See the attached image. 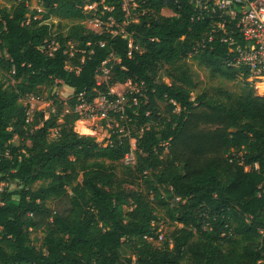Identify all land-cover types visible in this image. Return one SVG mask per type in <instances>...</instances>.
<instances>
[{
    "label": "trees",
    "instance_id": "1",
    "mask_svg": "<svg viewBox=\"0 0 264 264\" xmlns=\"http://www.w3.org/2000/svg\"><path fill=\"white\" fill-rule=\"evenodd\" d=\"M2 1L0 264H258L264 94L244 82L236 99L228 93L192 99L185 63L192 56L211 76L244 79L246 70L228 64L233 45L214 32L194 50L208 20L184 1L134 0L137 15L128 22L122 0H35L41 10L30 9L29 0ZM164 7L172 13L162 14ZM50 16L70 20L51 54ZM87 17L101 29L86 28ZM115 24L126 35L111 34ZM101 68L106 79L98 81ZM162 71L168 83L158 81ZM126 83L133 89L123 93V113H107L116 126L106 144L74 130L82 119L77 105L99 95L114 99L109 89ZM58 84L72 88L65 102L57 100L64 107L47 117L37 109L26 124L20 100ZM14 136L29 144H14ZM130 139V175L117 176ZM156 208L173 225L158 244L144 239L157 237Z\"/></svg>",
    "mask_w": 264,
    "mask_h": 264
},
{
    "label": "built area",
    "instance_id": "2",
    "mask_svg": "<svg viewBox=\"0 0 264 264\" xmlns=\"http://www.w3.org/2000/svg\"><path fill=\"white\" fill-rule=\"evenodd\" d=\"M180 1H184L190 5L198 19L208 20L209 30L206 31L201 39L196 42L193 49L195 50L198 46H203L205 42L212 40V34L214 32L218 33L220 41L233 45L231 54L229 55L228 53V64L246 70L247 76L243 80L252 86L255 94L263 95L264 0H165L166 3H171L175 6H178ZM33 9L41 10L40 8ZM163 9L172 13L166 7L162 8L161 11H163ZM122 10L125 13L126 22L135 20L137 10L134 0H122ZM111 34L126 35L123 27L118 24H115V28L111 29ZM128 38V40L131 41L129 35ZM45 43H47L48 48L46 51L49 54H51L57 47V42L54 38L46 40ZM42 48L44 49V46H42ZM103 70L107 72V69L105 68L100 69V71ZM132 89L133 87H131V90ZM109 92L115 94L116 97L108 100L106 96L99 95L91 103L77 105L75 110L82 116V118L98 114L106 116L109 111L123 113L125 104L123 94L119 92L114 93L112 87L109 89ZM40 98L41 97L32 93L27 94L22 98L25 101L26 124L32 122L33 113L38 109L34 108V105L41 101ZM132 101L135 103V97H132ZM130 144L131 147L129 152H127L122 159L125 164L134 163L133 139H130ZM238 162L242 164V160H239ZM244 168L246 169V167ZM257 168V163H254L253 169ZM156 232V238L144 235V239L158 243L162 239V234L160 231ZM261 232L264 234V231ZM258 264H264V257L258 261Z\"/></svg>",
    "mask_w": 264,
    "mask_h": 264
},
{
    "label": "rangeland",
    "instance_id": "3",
    "mask_svg": "<svg viewBox=\"0 0 264 264\" xmlns=\"http://www.w3.org/2000/svg\"><path fill=\"white\" fill-rule=\"evenodd\" d=\"M30 9L33 8H42L40 4L35 0H29L28 1ZM0 5H6V3L2 0H0ZM92 5L85 6V9L87 11H90L92 9ZM170 12L166 9H163L162 14H169ZM46 22L49 25V31H50V38H55V36L58 33L65 32L68 24L70 23V20L67 19H60L54 16H50ZM84 26L88 29L98 31L101 29V26L98 24L97 20L87 17L85 20L82 21ZM47 47V45L45 46ZM48 48V47H47ZM52 50V48H51ZM186 66L191 74L192 80L195 84V89L191 93L192 99L200 94V93H206L211 96H216L218 93H228L231 96V99H236V97L239 95L241 87L244 84L243 79H236V80H228L219 76H211L209 74V71L204 66L198 64L196 60L192 56H188L185 58ZM106 72L105 70L100 71V73L97 75L98 81H103L106 79L105 76ZM3 81L5 83H12L10 76L8 74L2 75ZM158 81L162 82H169V78L166 75L165 71H162L160 73V78H158ZM114 85L112 87V91L114 93L119 92L123 94L125 91L131 89L132 85L129 83L126 84H120L119 86ZM252 87V86H251ZM253 89V88H252ZM72 90H69L67 87L63 86L62 84L55 85L52 87V89H46L44 90V93L41 94V101L39 103H36L34 105V108H38L42 110L45 114V117L48 116L50 112L57 111L58 107H64V103L71 95ZM52 93H55L54 98L51 97ZM56 100V104H54V101ZM57 100L62 101L60 104ZM22 104H25L24 99L20 100ZM160 107H164V102H159ZM116 126V120L113 115H90L88 117H84L82 119L77 120L74 123V130L80 134H87L94 136L96 141L102 144H106L107 138L109 137V129ZM14 144H20L24 143L25 145L29 144L28 140H21L17 136H14L13 138ZM116 174L117 176H127L130 175L128 167L125 165L123 160H120L116 164ZM138 188L143 191V185L140 180L137 181ZM11 187H15V184L12 183ZM144 192V191H143ZM51 205V204H50ZM154 205V204H153ZM156 214L159 217V220L154 223L155 230L160 231L162 234V241L166 234L173 228V225L168 222L164 216L163 212L156 208ZM41 232L35 231L31 233V237H35L36 240L34 242L38 244L40 239ZM158 244V243H157Z\"/></svg>",
    "mask_w": 264,
    "mask_h": 264
},
{
    "label": "crops",
    "instance_id": "4",
    "mask_svg": "<svg viewBox=\"0 0 264 264\" xmlns=\"http://www.w3.org/2000/svg\"><path fill=\"white\" fill-rule=\"evenodd\" d=\"M116 86H119L120 84H115ZM63 86H65V87H67L69 90H72V88H70V87H68V86H66V85H63ZM115 86V87H116ZM113 87V86H112ZM114 88V87H113ZM80 121V120H79Z\"/></svg>",
    "mask_w": 264,
    "mask_h": 264
}]
</instances>
